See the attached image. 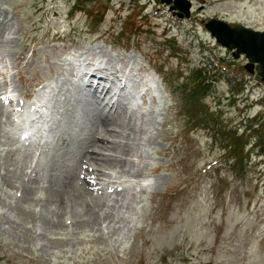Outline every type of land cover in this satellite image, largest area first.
Instances as JSON below:
<instances>
[{"label":"rangeland","instance_id":"1","mask_svg":"<svg viewBox=\"0 0 264 264\" xmlns=\"http://www.w3.org/2000/svg\"><path fill=\"white\" fill-rule=\"evenodd\" d=\"M188 1L0 0V264H264V82L206 28L264 0ZM97 46L156 88L92 96Z\"/></svg>","mask_w":264,"mask_h":264},{"label":"bare ground","instance_id":"2","mask_svg":"<svg viewBox=\"0 0 264 264\" xmlns=\"http://www.w3.org/2000/svg\"><path fill=\"white\" fill-rule=\"evenodd\" d=\"M100 48L103 47H87V51L79 53L77 56L79 63L75 64V68H71L78 81H81V84L86 83L92 96L100 99H104L106 96L111 100V102L105 101L107 106L118 109L121 107L123 98L127 100L129 97L136 100V97L142 96L143 93L148 95L155 89L158 80L153 72L147 76L144 73L135 74L136 70L143 69L137 66L140 64V57L138 60L136 59L137 65L131 59L123 60L122 67L118 71V66H114L110 62V57L113 54L108 51L106 56Z\"/></svg>","mask_w":264,"mask_h":264},{"label":"water","instance_id":"3","mask_svg":"<svg viewBox=\"0 0 264 264\" xmlns=\"http://www.w3.org/2000/svg\"><path fill=\"white\" fill-rule=\"evenodd\" d=\"M161 2L173 5L172 10H179L181 14L190 16L191 4L188 0H161ZM206 28L218 44L233 52L235 59L244 56L248 60L249 72L256 71L258 76L264 79V32L220 20H211Z\"/></svg>","mask_w":264,"mask_h":264},{"label":"trees","instance_id":"4","mask_svg":"<svg viewBox=\"0 0 264 264\" xmlns=\"http://www.w3.org/2000/svg\"><path fill=\"white\" fill-rule=\"evenodd\" d=\"M201 84H204V83H201ZM203 91V86L202 85H198V88L196 89V90H194L193 91V93L195 94V97H199V94H198V92L197 91ZM199 108V105L197 106V105H195V107H194V111L196 110V109H198ZM202 113H203V111H202ZM210 123L211 122H213L214 121V114L211 116V115H208L207 116V118H206ZM238 138H240V137H238ZM234 146H232V149L233 150H235L236 149V151L237 152H239L240 150H238V148L235 146V148H233ZM239 147V146H238Z\"/></svg>","mask_w":264,"mask_h":264},{"label":"flooded vegetation","instance_id":"5","mask_svg":"<svg viewBox=\"0 0 264 264\" xmlns=\"http://www.w3.org/2000/svg\"><path fill=\"white\" fill-rule=\"evenodd\" d=\"M251 76H253V77L257 78V79H258V80H260V81H263L261 78H259V77L257 76V74H256V73L252 74ZM263 82H264V81H263Z\"/></svg>","mask_w":264,"mask_h":264}]
</instances>
